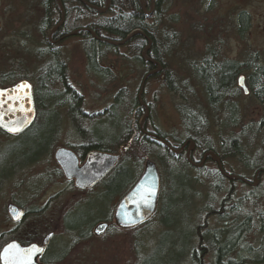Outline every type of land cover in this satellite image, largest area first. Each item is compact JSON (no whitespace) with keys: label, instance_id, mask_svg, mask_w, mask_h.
Here are the masks:
<instances>
[{"label":"rangeland","instance_id":"374dc122","mask_svg":"<svg viewBox=\"0 0 264 264\" xmlns=\"http://www.w3.org/2000/svg\"><path fill=\"white\" fill-rule=\"evenodd\" d=\"M47 1L0 0V84L7 85L8 79L17 82L28 78L35 86L42 68L53 59L52 51L58 48L59 60L67 67L69 84L82 96L86 112L101 113L118 98L121 117L136 122L137 126L142 123L147 132L158 129L168 141L177 140L179 144L191 135L199 147L194 154L198 167L202 161L200 152L209 145L221 158L224 172L243 178L250 184L232 183L224 178L220 183L221 190L216 192L217 164L210 161L201 169L192 168L190 174L198 184L191 222L206 229L222 227V218L215 213L220 212V204L230 191L229 206L237 207V213L229 215V218L233 220L237 217L238 222L248 218L251 227V233L245 239L247 249L240 247L233 255V261L264 264V230H260L264 223V175L254 178L258 169H264V0H164L158 9L146 3L147 25L161 62L158 63L160 70L157 67L153 70L159 73L146 83L142 94L144 106L141 105V111L135 112H132V106L138 100L143 77L148 71L145 72L133 61L138 54L133 45L103 55L100 64L108 71V78L93 76L87 69L84 38L79 37L76 30L78 12L73 8L58 11ZM47 9L55 11L52 28L43 24ZM241 12L247 13L251 22L250 29L243 36L238 32V14ZM111 17L106 15V18ZM97 20L93 17L91 22ZM60 27L71 37L58 42L55 31ZM72 33L76 35L72 37ZM224 62L237 63L243 70L234 77L232 89L222 94L220 103L213 108L204 83L195 74V68L201 65L216 68ZM258 68L261 71H257ZM239 76L246 77L249 82L247 93L237 86ZM205 77L216 84L222 82L209 70ZM228 107L236 109L235 125L229 121ZM184 108L200 118L199 122L196 121L198 126L194 132L184 127L181 117ZM58 111L63 127L56 143L52 140L48 142L47 147H53L50 153L37 164L13 175L0 190V251L5 244L17 239L30 242L28 244H42L46 235L53 233L48 247V251L51 248L50 258L56 260L64 255L54 264H152L149 258H153L160 244L166 253L171 252L174 257L171 245L174 247L176 241L175 230L184 229V217L179 219L178 228L176 226L170 234H164L159 210L146 225L123 231L114 225L113 212L120 200L118 193L126 187L125 180L111 191V198L97 206L93 203L102 192L101 185L81 191L64 178L54 159L55 151L70 149L79 140L73 138L66 109ZM116 127L117 122L113 118H104L92 129L97 136H101L96 140L109 139L115 138ZM137 133L136 128V138ZM16 138L0 134V151L8 144L13 148L21 144V139ZM232 139H236L243 149L241 159L231 157L228 152ZM224 144L226 154L222 150ZM187 148L191 145L187 144ZM249 165L253 167L250 169ZM170 198H166L167 204L172 203ZM10 204L28 212L24 223L14 224L9 219L7 209ZM33 210L36 214L29 213ZM179 212L183 216L189 214L187 207ZM177 213L171 212L166 222L176 223ZM65 216L67 226H80V234L83 235L91 224L98 221L91 227L89 237L77 238L76 234L65 230ZM100 222H107L110 226L105 235L96 237L93 230ZM201 259L202 264H211L210 254L206 253ZM189 261L186 258L182 264H190Z\"/></svg>","mask_w":264,"mask_h":264},{"label":"trees","instance_id":"16d2710c","mask_svg":"<svg viewBox=\"0 0 264 264\" xmlns=\"http://www.w3.org/2000/svg\"><path fill=\"white\" fill-rule=\"evenodd\" d=\"M163 1L110 0L109 8L105 14L101 13V11L106 9L108 0H48L46 3H51L58 11L59 9L60 11L61 9L69 11L73 8L78 12L79 23L76 26V30L78 36L84 38L87 69L93 76L106 79L108 78V71L102 69L100 64L104 59L103 55L112 51L116 52L118 48L123 46L133 45L134 51L138 52L133 61L136 65L141 66L145 72L156 69L155 63H160L161 59L158 50L154 47L155 42L150 32V27L147 25L148 16L144 11V6L146 3L152 2L158 9L162 6ZM57 2H60V4ZM54 12L47 9V14L43 21L44 27H51ZM106 15H112V17L106 18ZM93 17L98 20L91 22ZM238 23L239 35L243 36L248 32L251 25L250 17L247 13L241 12L238 14ZM134 31H139V33L134 34L128 40ZM66 34V31L63 32L62 27H60L55 32V40L60 42ZM143 51L146 54L145 58L142 56ZM58 52V48L52 51V61L42 68L35 80L36 119L34 123L25 132L17 136L18 140L21 139V144L16 145L14 148L13 145L8 144L0 151V190L6 182L12 179L13 175H17L22 170L37 164L45 155L50 153L53 147H47L48 142L52 140L56 143L63 127V119L58 110L65 108L74 135L73 138L79 140L76 145L68 147L78 155L80 160H84V157L92 151L117 154L123 150L120 161L111 173L99 183L102 186V192L93 204L98 206V204L106 202L112 196L111 191L125 180L126 187L117 196L122 198L140 177L145 160L149 158L157 163L162 179L158 217L164 227V234H170L172 230H175L176 226L178 228L180 218L184 217L185 223L183 224L184 229L175 230L176 241L174 247L171 245V250L173 248L175 252V258L171 252L166 253L160 244L158 251L153 253V258H149L152 259V264H182L186 258L190 259V264H202L201 256L206 253L211 255V264H239V262L233 261V255L238 253L240 247L247 249L245 239L251 233V227L248 218L241 222L237 221V217L233 220L229 218V215L237 213V207L229 206L231 192L228 191L226 199L220 204V212L215 213L217 217L222 218V227L206 229L203 225L192 223L191 213L195 208L198 181L190 174V170L199 168L191 164L183 155H175L162 142H168L171 148H174L179 147L178 141H168L166 135L158 129L153 132H147L145 125L141 128V126L135 125L136 122L134 121L124 120L118 110L120 102L118 98L115 99V103L112 106L101 113L92 114L86 112L82 96L69 84L66 64L59 60L60 55ZM208 70L222 82L216 84L214 80L207 81L205 75ZM242 70L241 66L239 67V65L229 62H224L216 68L210 65H201V67L195 68V74L204 83L210 105L213 108L220 103L222 94H226L232 89L234 77L242 73ZM21 80L30 81L28 78ZM7 83L9 85L15 83V81L8 79ZM168 85L171 87L170 82ZM2 86L4 85L0 84V87ZM139 108L141 107L136 101L132 106V112L141 111ZM227 110H229L230 114V123L235 125L237 123L236 109L228 107ZM181 117L185 129L189 132H194L198 126L196 121L199 122L200 118L186 108L181 110ZM104 118H113L117 122V133H114L115 138H99L96 140V137L101 136H97L96 132H93L92 127L94 124L104 121ZM136 128L138 130V138L134 134ZM153 133L156 135V139L148 135ZM0 134L6 135L1 130ZM186 137L192 136L188 135ZM225 147V144L222 145L224 153L227 152ZM197 148L199 149L198 146ZM205 148L206 151H212L209 145ZM228 152L231 157H240L243 149L236 139H232L229 141ZM249 167L251 169L253 166L249 165ZM215 178L214 190L218 192L221 190L220 183L225 177L222 172L217 171ZM230 182L234 183L236 179L233 178ZM166 198H170L172 203L167 204ZM183 207L188 208L189 214L185 216L180 214L179 210ZM204 210L210 211L209 208ZM173 211H178L177 222L174 224L167 223L166 219ZM29 213L36 214V210ZM99 215L101 216L102 214ZM66 219L67 216L63 220L65 230L71 234H76L77 238L89 237L91 227L98 221L97 219L91 224L83 235L80 234V226L68 227ZM110 220L111 214L109 212L108 221ZM188 220L190 221L189 223L187 222ZM260 230H264V223ZM198 239L200 242L196 245L195 242ZM49 253L50 250L47 252L46 264H54L64 256L62 255L54 260L50 258ZM255 256L257 257L258 255ZM172 258L174 259L172 260Z\"/></svg>","mask_w":264,"mask_h":264},{"label":"water","instance_id":"95a60500","mask_svg":"<svg viewBox=\"0 0 264 264\" xmlns=\"http://www.w3.org/2000/svg\"><path fill=\"white\" fill-rule=\"evenodd\" d=\"M148 78L149 76L143 80L140 87L138 95L140 104H142V94ZM21 85H30V89L20 91ZM240 86L245 93L248 92L243 77L240 78ZM0 93L3 94L0 95V118H2L0 119V125H6L0 126V129L7 135L18 136L26 131L36 118L33 85L28 81H22L12 86L0 88ZM9 127H20L22 130L13 133L8 131ZM189 143L191 144L189 150L191 152L194 149V143L193 141H189ZM181 153L182 150L177 152V154ZM207 157H211L213 162L221 166V160L214 152H209L205 156V160ZM118 159L119 157L93 152L88 156L86 163L80 166L78 158L72 151L61 148L55 153V161L61 168L66 180L74 181L75 186L80 190H88L101 181L114 168ZM203 165L204 163L199 168L203 167ZM227 178L231 180L233 177L227 176ZM160 190L161 178L159 170L154 162L148 160L144 164L143 172L138 181L118 203L114 211L115 225L119 229L127 231L148 223L155 216L158 209ZM8 216L13 222H19L24 219L25 214L16 206L10 205L8 207ZM107 229L108 224H99L94 230V235L102 237ZM52 238L53 234L47 235L42 246L31 244L22 247L18 242H11L1 250L0 264H5L6 260L9 264H24L29 255L25 250H31V264H38V259L44 254L45 247ZM13 245L18 246V249L13 248ZM39 249H42V251H39ZM6 250L9 255L3 257L2 254Z\"/></svg>","mask_w":264,"mask_h":264},{"label":"flooded vegetation","instance_id":"af4514ba","mask_svg":"<svg viewBox=\"0 0 264 264\" xmlns=\"http://www.w3.org/2000/svg\"><path fill=\"white\" fill-rule=\"evenodd\" d=\"M151 5H152V2H151ZM146 7V5L144 6V8ZM147 15V14H146ZM248 15V14H247ZM148 16V15H147ZM249 16V15H248ZM149 17V16H148ZM229 63H233V62H229ZM223 64V63H222ZM234 64H237V63H234ZM237 65H239V64H237ZM155 66L157 67V69H158V66L156 65V63H155ZM218 66V65H217ZM241 65H239V67H240ZM257 71H261V69H259L258 68V70ZM159 72L158 71H153L152 70V72L150 71V72H148V74H149V76L152 78L153 76H156V74H158ZM240 74V73H239ZM239 74H237V75H239ZM236 75V76H237ZM239 78H240V76L238 77V79H237V86L239 87V84H240V80H239ZM244 81H245V83H246V85H247V87H248V84H247V82H248V80L246 79V77H244ZM252 81V79H250V84L252 83L251 82ZM249 83V82H248ZM249 88V87H248ZM149 136H151L153 139H156V135L153 133V134H148ZM194 141V143H195V140L194 139H192V137H186L185 138V140H183L181 143H180V145H178L179 147H174V148H177V149H180V150H182V154L181 155H184L185 154V157H186V159L191 163V164H193L195 167H196V163L194 162V154L196 153V151L198 150V148H197V144L195 143V145H196V147H194V149H193V151H189L190 150V148H187V144H190V143H188L189 141ZM164 142V141H163ZM169 144V145H168ZM168 144H166L165 143V145L168 147V148H170V143H168ZM172 150V149H171ZM208 152H211V150H208V151H206V148L205 149H203V150H201V152H200V159H202V161H201V163H203V162H205V164L206 163H208V162H212L213 160H212V158L211 157H207L206 158V160H205V156L208 154ZM90 153H88L85 157H84V163L86 162V160H87V157H88V155H89ZM83 161V160H82ZM262 175H264V169H258L257 170V172H256V174H255V176H254V178L255 179H257V178H259V177H261ZM236 181H238V182H241V183H243V184H246V185H249L250 183L249 182H247L246 180H244L243 178H240V177H238V179H236ZM74 184V183H73ZM75 186V185H74ZM23 211V210H22ZM24 212V211H23ZM25 213V218H24V220L21 222V223H19L18 225H20V224H22V223H24V221L26 220V218L28 217V212H24ZM13 241H16V242H18V243H20V244H24L23 242H26V241H22V240H13ZM10 242H12V241H10ZM9 242V243H10ZM43 243V242H42ZM42 245V244H41ZM47 252H48V247L46 248V250H45V252H44V254H43V256H41L39 259H38V261H37V263L38 264H46V257H47ZM45 257V258H44ZM44 258V260H42Z\"/></svg>","mask_w":264,"mask_h":264},{"label":"snow or ice","instance_id":"6c2138e0","mask_svg":"<svg viewBox=\"0 0 264 264\" xmlns=\"http://www.w3.org/2000/svg\"><path fill=\"white\" fill-rule=\"evenodd\" d=\"M24 89H30V85H21L19 90L23 91ZM0 95H3V94L0 93ZM0 119H2V118H0ZM0 126H6V125H0ZM21 130H22V128H20V127H9L8 128V131L13 132V133L19 132ZM12 247L18 249V246H16V245H13ZM25 251L28 252L29 255H28V259L24 262V264H31V250H25ZM39 251H42V249H39ZM2 255H3V257H7L9 255V253L6 250L5 253H3ZM5 264H9V262L6 260Z\"/></svg>","mask_w":264,"mask_h":264}]
</instances>
